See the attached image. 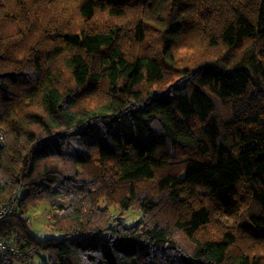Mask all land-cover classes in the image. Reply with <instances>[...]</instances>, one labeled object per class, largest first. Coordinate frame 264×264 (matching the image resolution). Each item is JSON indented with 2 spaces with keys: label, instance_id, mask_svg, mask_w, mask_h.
Segmentation results:
<instances>
[{
  "label": "trees",
  "instance_id": "obj_1",
  "mask_svg": "<svg viewBox=\"0 0 264 264\" xmlns=\"http://www.w3.org/2000/svg\"><path fill=\"white\" fill-rule=\"evenodd\" d=\"M0 131L25 264H264V0H0Z\"/></svg>",
  "mask_w": 264,
  "mask_h": 264
},
{
  "label": "built area",
  "instance_id": "obj_2",
  "mask_svg": "<svg viewBox=\"0 0 264 264\" xmlns=\"http://www.w3.org/2000/svg\"><path fill=\"white\" fill-rule=\"evenodd\" d=\"M3 133L0 131V145L3 143ZM17 197L13 198L7 204L0 206V224L5 223L8 217L15 212ZM32 251H27L17 245L13 240L0 238V261L2 264H13L18 261L21 264L29 262V256Z\"/></svg>",
  "mask_w": 264,
  "mask_h": 264
},
{
  "label": "rangeland",
  "instance_id": "obj_3",
  "mask_svg": "<svg viewBox=\"0 0 264 264\" xmlns=\"http://www.w3.org/2000/svg\"><path fill=\"white\" fill-rule=\"evenodd\" d=\"M22 189V188H20ZM20 189L18 190L16 196H20ZM47 205L39 204L35 209H32L28 213V217L31 218L29 225V231L32 235L39 241L44 240L49 237L59 238L60 234L54 231L50 225L49 220L47 218ZM129 212L126 214V223L128 225L135 223L141 217V212L134 210L133 213L128 217ZM14 264H21L19 262H15Z\"/></svg>",
  "mask_w": 264,
  "mask_h": 264
},
{
  "label": "water",
  "instance_id": "obj_4",
  "mask_svg": "<svg viewBox=\"0 0 264 264\" xmlns=\"http://www.w3.org/2000/svg\"><path fill=\"white\" fill-rule=\"evenodd\" d=\"M24 190L20 189V196L23 194Z\"/></svg>",
  "mask_w": 264,
  "mask_h": 264
}]
</instances>
